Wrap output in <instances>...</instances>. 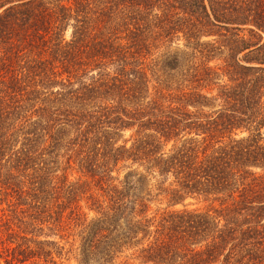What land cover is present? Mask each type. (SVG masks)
Listing matches in <instances>:
<instances>
[{"label":"trees","instance_id":"obj_1","mask_svg":"<svg viewBox=\"0 0 264 264\" xmlns=\"http://www.w3.org/2000/svg\"><path fill=\"white\" fill-rule=\"evenodd\" d=\"M63 258L264 264V0H0V264Z\"/></svg>","mask_w":264,"mask_h":264},{"label":"rangeland","instance_id":"obj_2","mask_svg":"<svg viewBox=\"0 0 264 264\" xmlns=\"http://www.w3.org/2000/svg\"><path fill=\"white\" fill-rule=\"evenodd\" d=\"M71 33H72V27H69L66 31V39L69 40L71 38ZM213 37L209 38H204V39H210ZM177 43L172 45V52L177 51V50H185L184 47V40L176 41ZM165 47H161L158 49V51L153 52V55L150 56L147 59V63L150 64V69L148 70L149 75L152 80L151 84V91L154 94H158V90L160 91L161 88L164 87L165 84H169L171 79L175 80L176 78L180 77L179 72L170 70L169 67L165 63V58L162 56L163 53H165ZM94 73H97L94 71ZM159 88V89H158ZM165 91V90H164ZM132 134V130H127L124 132V137L125 138H130ZM155 208V206H153ZM59 262H63V264H77L75 260H68L66 258H63L61 260L58 259Z\"/></svg>","mask_w":264,"mask_h":264}]
</instances>
